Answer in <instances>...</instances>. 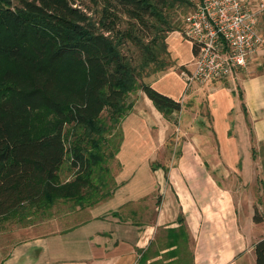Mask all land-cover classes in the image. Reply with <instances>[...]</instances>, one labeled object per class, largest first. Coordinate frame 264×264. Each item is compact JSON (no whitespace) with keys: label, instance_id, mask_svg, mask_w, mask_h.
Returning a JSON list of instances; mask_svg holds the SVG:
<instances>
[{"label":"trees","instance_id":"obj_1","mask_svg":"<svg viewBox=\"0 0 264 264\" xmlns=\"http://www.w3.org/2000/svg\"><path fill=\"white\" fill-rule=\"evenodd\" d=\"M94 2L89 14L73 0H0V223L109 197L106 158L119 147L110 136L132 108L130 93L142 91L165 116L181 110L144 78L168 65L160 56L172 9L195 2ZM37 113L52 115L48 128L32 122ZM62 168L72 177L62 179ZM252 218L264 219L256 207ZM253 252L264 264V237Z\"/></svg>","mask_w":264,"mask_h":264},{"label":"crops","instance_id":"obj_2","mask_svg":"<svg viewBox=\"0 0 264 264\" xmlns=\"http://www.w3.org/2000/svg\"><path fill=\"white\" fill-rule=\"evenodd\" d=\"M178 39L168 41L169 49L177 66L185 65V72L192 69L193 46L181 35ZM180 43L187 54L178 48ZM250 60L246 68L221 79L229 85L216 80L201 87L193 83L187 94L199 101L194 90L205 93L209 121L204 116L201 119L211 127V134L217 135L220 155L228 164L222 165L221 173L227 175L221 183L214 179V168L198 164L191 153L190 165L184 164V153L180 163L168 170L164 165H149L151 176L143 183L136 181L132 169L129 175L127 171L123 175L124 170L116 172V187L109 197L91 207L43 220L39 225H46V230L30 233L26 228V237L0 251V264H255L253 244L264 237V219L255 223L252 218L254 207L264 217V165L255 163L256 147L264 151V64ZM146 82L153 88L156 83V90L175 100L186 87L183 75L174 70L150 76ZM190 119L196 120L197 113H191ZM236 158L239 165L235 166ZM233 172L238 179L231 186L227 177ZM167 175L169 186L164 185ZM163 191L173 196L180 219L166 222L168 202L156 204L153 211L151 197ZM180 227L186 231L183 235L177 233ZM159 230L166 232L168 242L153 250L150 244L158 241L155 235ZM191 238L193 244L188 246ZM247 242L250 255L242 259Z\"/></svg>","mask_w":264,"mask_h":264},{"label":"rangeland","instance_id":"obj_3","mask_svg":"<svg viewBox=\"0 0 264 264\" xmlns=\"http://www.w3.org/2000/svg\"><path fill=\"white\" fill-rule=\"evenodd\" d=\"M75 5L83 8L87 13L93 14L95 9L97 8L94 0H73ZM189 2H196L197 0H188ZM191 5H187L186 3L175 5V7L171 11L170 23L175 30L168 31L165 33V44H166V53H162L160 58L166 63V68L164 70H160L152 73L151 75L144 78V81H147L148 77L153 76L155 74H161L162 72H167L169 70H174L178 74H182V71L186 70L184 66H177V59L171 55L169 49L168 41L170 39L175 40V42L179 41V31L182 27L183 16L187 14L188 11L192 10ZM124 22H122L121 26H123ZM171 37V38H170ZM170 38V39H169ZM264 45V44H263ZM182 46V47H181ZM131 47V46H130ZM264 47V46H263ZM178 48L182 49L183 54H187L188 50L184 44H179ZM130 52H133L134 55L137 56V52L134 47H131ZM262 52V53H261ZM260 53L254 54L252 60L254 62H260V65L264 64V49ZM258 57L256 58L255 57ZM263 57V60H261ZM256 58V59H255ZM251 61V60H250ZM253 62V63H254ZM190 64H188V67ZM215 81V80H214ZM222 82L223 85H229V81L225 82L224 80H216ZM224 81V82H223ZM205 82H195L194 85H198L201 87ZM155 88H158V85L155 83ZM173 86V85H171ZM189 86L184 87L183 92L179 98L181 102V110L178 112H173L171 115L165 116L162 112L158 111L156 107L155 109L159 112L154 111L153 107L148 103L145 97H142V91L136 90L133 93H130L126 100L129 104H131L132 108L130 112L124 117L119 125V129L113 131L111 133L112 142H118V152L115 157H107L106 165L110 168L113 173L118 174V172L127 171V173L132 169L134 174V178L136 181L140 183L146 182L147 178L150 179V167L157 168L160 165L166 166L167 170L169 167H175L178 163H180L181 157L183 156L184 164L190 165L193 164L192 158L189 156L190 153L195 155V159H197V163L200 165H204L207 168H214L212 170H217V172L213 171L214 179L217 181H221V179L225 178L227 173H221L223 170L222 165L227 166V162L224 161L220 155V143L217 141L216 136H213L211 127L206 124L205 120L201 119V116H208L206 112L205 106V93L198 92V88L196 91V96L199 101L188 97ZM195 96V95H194ZM191 98V99H190ZM152 103V102H151ZM197 113V119L189 120L190 115ZM205 119H209L205 117ZM52 120V115L49 113H37L34 117H32L33 123H38L43 127H47L49 122ZM182 120V121H181ZM183 120H185L183 122ZM209 121V120H208ZM220 129V126H217V132ZM216 130V127H215ZM231 133V132H230ZM120 134V142L116 140L118 135ZM212 137L213 139H208L207 136ZM220 141V139H219ZM112 143L108 144L106 148L108 151L112 150ZM255 163L257 165H264V151L256 147L255 149ZM150 165V167H149ZM232 165H239L238 158L235 159ZM218 168V169H216ZM63 170V168H62ZM132 173V172H131ZM122 174V172H121ZM123 175H126L123 174ZM122 175V176H123ZM129 175V173H128ZM238 174L230 173V185L233 186V183ZM72 177V173H68V171L63 170L62 179H68ZM119 179V178H118ZM120 180V179H119ZM226 180V179H225ZM111 181V180H110ZM152 181V180H151ZM232 182V183H231ZM116 183V182H115ZM221 183V182H220ZM164 185L169 186V178L168 175L164 178ZM167 186V188H169ZM111 187V186H110ZM250 193L253 192V188L248 189ZM168 191V189H167ZM154 203L151 205L153 211H155V205L158 203L168 202V206H166V222L171 219H180V213H178V207L175 203V200L171 194H166L165 191L160 195L156 192L153 193L152 197ZM158 200V201H157ZM59 213L56 212L55 215ZM47 217H33L28 216L25 219H14L10 221H3L0 223V251L7 250L8 245L17 241L22 237H26L27 232L26 228L31 229L30 233L38 232L41 230H46L47 226L42 224L39 225L40 222L46 220ZM48 220V219H47ZM183 222V221H182ZM177 230V228H176ZM185 231L180 227L178 230V234L183 235ZM186 232V231H185ZM184 232V234H185ZM166 232L159 230L156 232L155 239L159 237L158 241L154 240L151 242V247L153 250L157 247H162L164 244H167L168 239L166 240ZM181 243V242H180ZM184 246V241H183ZM193 244V239H189L187 245L190 246ZM246 246V250L242 252L240 256H243L242 259H248L250 252L249 246ZM188 260L187 258H184ZM249 261H247L248 263ZM253 264V263H252Z\"/></svg>","mask_w":264,"mask_h":264},{"label":"built area","instance_id":"obj_4","mask_svg":"<svg viewBox=\"0 0 264 264\" xmlns=\"http://www.w3.org/2000/svg\"><path fill=\"white\" fill-rule=\"evenodd\" d=\"M179 33L195 49L186 86L231 77L264 43V0H197Z\"/></svg>","mask_w":264,"mask_h":264}]
</instances>
